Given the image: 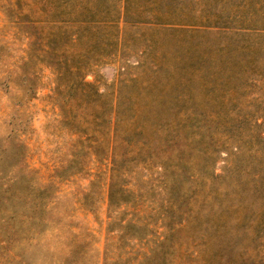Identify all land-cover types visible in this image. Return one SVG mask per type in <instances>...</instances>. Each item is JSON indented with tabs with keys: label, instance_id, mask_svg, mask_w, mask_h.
<instances>
[{
	"label": "rangeland",
	"instance_id": "374dc122",
	"mask_svg": "<svg viewBox=\"0 0 264 264\" xmlns=\"http://www.w3.org/2000/svg\"><path fill=\"white\" fill-rule=\"evenodd\" d=\"M242 2L129 0L134 16L188 25L122 22L80 41L109 42L84 80L101 94L91 127L112 160L82 151L93 116L59 107L71 96L55 94L49 67L20 65L27 39L0 7V82L14 81L0 84V264H264V14Z\"/></svg>",
	"mask_w": 264,
	"mask_h": 264
},
{
	"label": "trees",
	"instance_id": "16d2710c",
	"mask_svg": "<svg viewBox=\"0 0 264 264\" xmlns=\"http://www.w3.org/2000/svg\"><path fill=\"white\" fill-rule=\"evenodd\" d=\"M153 4V3H151ZM3 12V21L7 27L16 31L23 32L27 39V46L22 49L24 55L20 57L21 66L26 64L27 60L34 59L36 65L41 63L49 67L54 74L55 94H60L61 91L67 90V95L71 96V100H67L66 104H59L60 108L67 107L70 110L82 114L93 116L91 121L85 120L86 127H82L79 135V142L84 144L88 141L86 148L82 147V151L95 156L96 160L113 159V146L108 145V150L101 156V142L97 135L100 133V128L91 127V125H99L98 112L99 97L101 96L94 84L84 80V73L91 69L97 56L102 55L104 49L109 45L108 41L94 42L86 49H77L80 41L86 34H103L106 35L111 30L120 29V24L132 22L134 25L152 24V23H172V24H187V20L181 18L179 20L162 21V15L156 9H151L149 14L132 15L129 9V0H3L0 5ZM238 5L232 4L230 11L234 12ZM241 8L245 9V13L253 15L256 12L264 14V0H243ZM214 26L222 27L221 20H214ZM249 25V24H248ZM2 31V29H1ZM8 41L4 38V34L0 33V67L5 66L2 59L5 55L4 49ZM97 53V54H95ZM19 65V68H20ZM7 70H2L1 74ZM36 76L35 70H33ZM7 76V74H6ZM30 75L18 88L21 89L19 97L20 103L34 96L36 86L31 83ZM6 86L7 90L14 85V81L0 82ZM64 85L66 89L58 88ZM13 87V86H12ZM22 101V102H21ZM117 106H113L107 122L108 132L111 133L119 123L117 118ZM138 117V116H137ZM91 129V133H89ZM138 128L134 129L137 130ZM97 133V134H96ZM127 142L132 144V140L127 139ZM257 153L264 157V147L259 148ZM132 172H129L130 176ZM257 176L260 173L257 172ZM212 177H215L212 175ZM130 190V189H129ZM112 203V191L109 192ZM128 202L125 200L124 203ZM196 219H199L198 216ZM189 222V219L184 218L183 214L178 217L173 228H182ZM202 222V221H201ZM201 222H197L195 226L202 227L204 231L207 227L201 226ZM207 224V222H206ZM225 232L221 225L215 228L216 235H222ZM260 240L264 239V226L256 230Z\"/></svg>",
	"mask_w": 264,
	"mask_h": 264
}]
</instances>
